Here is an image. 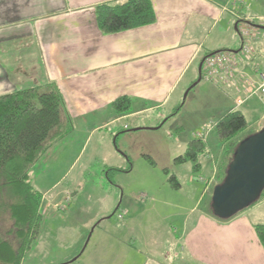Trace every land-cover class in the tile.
Segmentation results:
<instances>
[{
    "label": "crops",
    "instance_id": "0c3cea01",
    "mask_svg": "<svg viewBox=\"0 0 264 264\" xmlns=\"http://www.w3.org/2000/svg\"><path fill=\"white\" fill-rule=\"evenodd\" d=\"M125 1L0 0V96L53 84L73 121L82 119L85 125L101 122L92 128L95 131L138 118L135 131H141L144 126L159 129L176 120L189 95L206 83L219 102L215 107L228 104L225 112L239 111L247 123L250 119L251 134L261 130L264 95L253 94L264 70L260 56L264 11L259 10L258 1L151 0L156 23L103 34L96 8ZM249 43L256 53L245 55ZM220 53L229 55L227 61L224 58L221 68L213 70L207 80L205 61ZM123 97L130 100L131 109L118 116L113 104ZM239 98L245 100L241 106L236 103ZM155 114L152 124L139 118ZM192 121L188 141L179 139L171 144L184 147L182 152L195 133L215 124L213 119L196 117L195 112ZM216 139L215 135L214 144ZM186 174L193 176L191 170ZM211 187L203 186L201 204L199 200L190 209L176 205L184 212L178 216L182 232H163L166 241L155 243L160 232L153 224L151 228L145 224L147 208L139 203L123 207L125 217L118 219L120 223L110 220L109 209L96 214L85 224V232L91 228L94 235L100 230L95 249L109 264H264V248L255 231L257 225L264 224V198L232 220L220 222L208 214L204 203ZM65 200L70 203L71 196ZM81 241H86L87 250L92 237L85 235ZM140 258L141 263L137 262Z\"/></svg>",
    "mask_w": 264,
    "mask_h": 264
},
{
    "label": "rangeland",
    "instance_id": "374dc122",
    "mask_svg": "<svg viewBox=\"0 0 264 264\" xmlns=\"http://www.w3.org/2000/svg\"><path fill=\"white\" fill-rule=\"evenodd\" d=\"M255 1L259 2V10L264 11V0ZM207 87L209 85L206 83L199 85L187 96L188 102L176 120L174 118V121L166 122L159 129L144 126L143 130L135 131L139 120L135 118L110 123L93 131L92 128L99 127L101 122L85 125L82 119L73 121L68 115L72 121V130L55 142L31 171L32 187L44 196L40 209L44 223L38 239L22 264H109L107 259L101 258L100 251L95 249L100 230L93 235V229L90 228L91 231L86 233L85 224L92 221L96 214L108 209V217L116 224L119 222L117 215L129 204L145 205V224L150 228L153 224L154 229L157 228L156 231L160 232L155 235L156 244L161 240L166 241L162 239L166 237L163 232H182L181 218L178 216L184 212L177 210L176 205L187 209L195 207L205 185L212 186L210 194L204 196L205 205L209 204L213 189L224 180L223 176L219 178L226 162L224 158L229 159V147L221 145L217 139L214 144L216 134L213 133L215 135L211 137L210 143L208 138L203 142L207 148L200 159V172L194 170L192 163L176 166L173 162L181 156L180 153L185 154V151L182 152L184 147L172 145L179 139L183 142L188 138L194 125L193 112L203 120L213 119L214 123L229 113L224 110L229 107L228 104L215 107L218 100ZM240 100L244 104L243 98H239L236 103ZM260 111L262 130L264 106ZM156 115L139 118H147L152 124L157 119ZM129 127L130 130H127ZM251 131H245L246 134L242 136L251 135ZM212 132H209V136ZM173 155L175 158H172ZM110 169L116 171H109ZM187 170H191L192 177L190 174L187 176ZM167 171L169 174L166 175ZM172 175L181 184V191H170L168 179ZM66 194L71 196L70 203L65 200ZM55 205L58 207L55 208ZM210 207L211 205L207 208ZM97 220L98 218L95 221ZM85 235L92 237L87 250L86 241H81ZM109 255L110 252H107L108 257ZM138 261L141 263L143 259Z\"/></svg>",
    "mask_w": 264,
    "mask_h": 264
},
{
    "label": "trees",
    "instance_id": "16d2710c",
    "mask_svg": "<svg viewBox=\"0 0 264 264\" xmlns=\"http://www.w3.org/2000/svg\"><path fill=\"white\" fill-rule=\"evenodd\" d=\"M96 18L105 35L156 23L151 0L99 5ZM113 107L118 116H123L130 111L131 102L126 97L119 98ZM72 128L64 98L56 85L0 96V264H22L38 239L44 222L40 213L43 196L32 187L31 171L50 147ZM214 129L220 144L229 147V159L224 158L226 162L219 176L225 179L237 146L250 136H242L248 130V123L241 112L232 111L215 123ZM206 148L203 141L195 139L188 144L185 154L174 160V164L192 163L194 170L200 172V159ZM168 183L174 190L181 188L174 175L170 176ZM263 198L264 192L254 205ZM209 205L211 202L205 206L210 216L220 222L230 221L216 218L207 208ZM255 231L264 248V224L257 225Z\"/></svg>",
    "mask_w": 264,
    "mask_h": 264
},
{
    "label": "water",
    "instance_id": "95a60500",
    "mask_svg": "<svg viewBox=\"0 0 264 264\" xmlns=\"http://www.w3.org/2000/svg\"><path fill=\"white\" fill-rule=\"evenodd\" d=\"M203 64L204 61L200 73ZM263 192L264 129L251 134L237 146L224 181L213 190L210 208L216 218L231 220L257 203Z\"/></svg>",
    "mask_w": 264,
    "mask_h": 264
},
{
    "label": "built area",
    "instance_id": "2783aa9c",
    "mask_svg": "<svg viewBox=\"0 0 264 264\" xmlns=\"http://www.w3.org/2000/svg\"><path fill=\"white\" fill-rule=\"evenodd\" d=\"M250 45H247L244 49V53L245 55H252L253 53H256V51L250 46ZM226 56H229L227 53H220V54H216L210 58H208L206 61H205V64H204V71L206 72L205 76L208 79L212 78L213 76V70H215L217 67H220L223 65V62H224V58L226 59L227 61V57ZM260 56L262 57L263 61H264V50L261 51L260 53ZM264 92V70L263 72L261 73V76H260V84L258 85L257 89L253 92V94L257 95L258 93H263ZM242 101L240 100L237 105L240 106L242 105ZM215 128V124H209V125H206L203 129H201L200 131H198L197 133H195L193 135V139H197V140H201L203 142H205L209 136V132H211L213 129ZM118 219L119 220H123L124 217H125V213H119L117 215Z\"/></svg>",
    "mask_w": 264,
    "mask_h": 264
}]
</instances>
